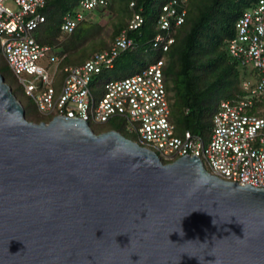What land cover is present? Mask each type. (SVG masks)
I'll return each instance as SVG.
<instances>
[{
    "label": "water",
    "instance_id": "obj_1",
    "mask_svg": "<svg viewBox=\"0 0 264 264\" xmlns=\"http://www.w3.org/2000/svg\"><path fill=\"white\" fill-rule=\"evenodd\" d=\"M0 264H264V189L81 119L29 122L0 75Z\"/></svg>",
    "mask_w": 264,
    "mask_h": 264
},
{
    "label": "built area",
    "instance_id": "obj_2",
    "mask_svg": "<svg viewBox=\"0 0 264 264\" xmlns=\"http://www.w3.org/2000/svg\"><path fill=\"white\" fill-rule=\"evenodd\" d=\"M0 0V52L21 86L43 116L72 117L87 125H101L111 119H121L140 147L155 153L160 161L171 163L192 155L198 158L212 176L238 185L248 184L264 189V118L244 114L248 99L223 101L211 117L209 141H203L188 131L174 134L168 121L169 109L163 83V59H157L137 74L107 81L96 96L90 89L94 76L111 68L115 58L132 48L126 31L142 24L134 14L107 50L91 55L79 66H64L57 79L38 65L39 60L57 64L58 57L49 46L38 44L32 31L44 19L38 13L46 0H12L16 11ZM187 0H171L160 7L156 20L159 30L152 48L166 52L173 43V29L183 23ZM105 4V0H80L75 12L61 18L60 31L72 32L87 19V13ZM132 4H130L131 6ZM234 37L226 44V52L240 67L257 73L256 79L243 81L241 88L249 96L264 93V0L241 13L234 24ZM57 84V87L54 85Z\"/></svg>",
    "mask_w": 264,
    "mask_h": 264
},
{
    "label": "trees",
    "instance_id": "obj_3",
    "mask_svg": "<svg viewBox=\"0 0 264 264\" xmlns=\"http://www.w3.org/2000/svg\"><path fill=\"white\" fill-rule=\"evenodd\" d=\"M79 1L46 0L43 8L38 10L44 21L31 33L38 44L51 47L58 57L59 62L55 65L57 79L61 77L60 70L64 66H79L91 55L107 50L114 38L127 30L132 16L139 14L143 20L140 27L126 31L132 41V48L120 53L110 69H114L119 58L129 59L138 54L147 55V60L138 72L155 60L163 59L168 121L173 125L176 136H182L185 131L197 136V132L208 125L211 128V117L223 101L248 99L250 104L244 114L264 118V93L249 96L241 88L243 81L255 80L257 73L240 67L226 52L227 42L234 37L236 20L256 0H187L183 23L173 29V43L166 52L152 48V40L159 33L156 20L160 7L171 0H105L104 5L87 13V19L78 23L71 33L61 32L62 16L71 13ZM94 11L98 17L106 16L105 25L93 20L91 13ZM102 72L103 69L92 81ZM0 75L8 86L3 74ZM21 106L24 118L29 122L47 123L51 119L50 116L39 114L34 104L33 110L24 104ZM115 120L121 119H111L101 124L105 129L99 132L92 130L93 125L89 127L94 134L116 131L112 128ZM118 133L130 141H136L132 133Z\"/></svg>",
    "mask_w": 264,
    "mask_h": 264
},
{
    "label": "rangeland",
    "instance_id": "obj_4",
    "mask_svg": "<svg viewBox=\"0 0 264 264\" xmlns=\"http://www.w3.org/2000/svg\"><path fill=\"white\" fill-rule=\"evenodd\" d=\"M3 4L7 7H9L11 10L16 11V7L14 6L12 0H4ZM77 10V7L71 12H75ZM92 18L95 20L97 23L100 25H105L106 24V16L103 17H98L96 16V12H92ZM90 14V15H91ZM33 34H31L32 36ZM150 55H148L149 57ZM147 60V55L143 54H138L135 55L133 58L129 59H124V58H119L114 66V69L110 68H104L102 74L93 80L90 84V89L92 92L96 95H100V87L107 81H114V80H119L125 76H130L133 74H137L138 70L141 68L142 63ZM3 57L0 54V73L3 74L4 81L8 84L10 90L12 91L14 97L21 103L24 104L28 109L33 110V104L32 101L24 96L23 91L21 86L18 84L17 80L11 73L8 71L7 68L3 67L6 66L4 64ZM3 64V65H2ZM38 65L44 68L49 76L52 75L55 71V64H48L46 60H39ZM54 87H57V84L54 85ZM112 128L118 132L128 134L127 126L122 120H115L112 124ZM105 129L103 126L100 125H93L92 130L94 132H99ZM131 134V133H130ZM211 134V128L208 125L204 130L198 131L197 136L201 138L203 141L204 145L207 144L209 141V137Z\"/></svg>",
    "mask_w": 264,
    "mask_h": 264
}]
</instances>
